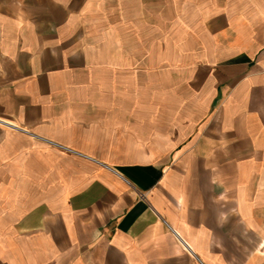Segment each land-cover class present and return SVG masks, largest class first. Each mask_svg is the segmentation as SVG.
<instances>
[{
  "label": "crops",
  "instance_id": "1",
  "mask_svg": "<svg viewBox=\"0 0 264 264\" xmlns=\"http://www.w3.org/2000/svg\"><path fill=\"white\" fill-rule=\"evenodd\" d=\"M178 2L0 0V264H264V0Z\"/></svg>",
  "mask_w": 264,
  "mask_h": 264
},
{
  "label": "rangeland",
  "instance_id": "2",
  "mask_svg": "<svg viewBox=\"0 0 264 264\" xmlns=\"http://www.w3.org/2000/svg\"><path fill=\"white\" fill-rule=\"evenodd\" d=\"M217 2V7L220 8L222 6H225V3L230 4L231 2L233 3H238L240 5L241 0H216ZM186 4L179 3L178 0H168V19H160L159 17L153 18L151 20L146 21L148 24H144L142 21H137V27H142V26H152V27H165V23H167V27L170 30V33H172V30L178 28V26H192V21L188 20L187 17H184V14L188 13ZM190 6V5H189ZM183 8L185 9V12H183ZM187 11V12H186ZM179 16H183V18H178ZM165 15V14H164ZM182 22V24H180ZM183 22L185 25H183ZM174 35V34H171Z\"/></svg>",
  "mask_w": 264,
  "mask_h": 264
}]
</instances>
